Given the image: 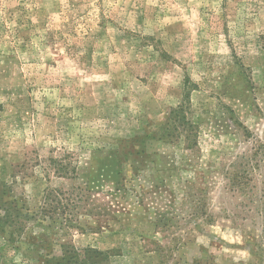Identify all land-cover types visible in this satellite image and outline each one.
<instances>
[{"label": "rangeland", "instance_id": "374dc122", "mask_svg": "<svg viewBox=\"0 0 264 264\" xmlns=\"http://www.w3.org/2000/svg\"><path fill=\"white\" fill-rule=\"evenodd\" d=\"M0 264H264V0H0Z\"/></svg>", "mask_w": 264, "mask_h": 264}]
</instances>
